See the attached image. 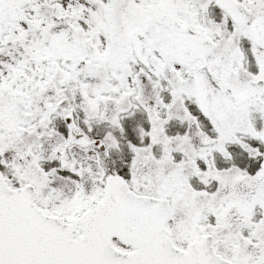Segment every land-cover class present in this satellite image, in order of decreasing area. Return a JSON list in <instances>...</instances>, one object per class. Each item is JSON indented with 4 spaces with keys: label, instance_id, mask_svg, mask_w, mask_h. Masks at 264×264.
I'll return each instance as SVG.
<instances>
[{
    "label": "snow or ice",
    "instance_id": "1",
    "mask_svg": "<svg viewBox=\"0 0 264 264\" xmlns=\"http://www.w3.org/2000/svg\"><path fill=\"white\" fill-rule=\"evenodd\" d=\"M0 264H264V0H0Z\"/></svg>",
    "mask_w": 264,
    "mask_h": 264
}]
</instances>
